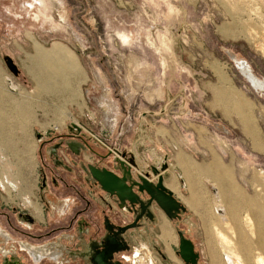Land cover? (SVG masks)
<instances>
[{
    "label": "rangeland",
    "instance_id": "obj_1",
    "mask_svg": "<svg viewBox=\"0 0 264 264\" xmlns=\"http://www.w3.org/2000/svg\"><path fill=\"white\" fill-rule=\"evenodd\" d=\"M58 44L59 51L54 50ZM4 55L18 61L43 58L39 84L46 90L49 79L52 87L59 82V111L67 117L65 128L41 132L34 158H17L16 149L23 147L0 146V166L5 164L0 175L6 167L4 172L31 199L16 209L0 186V264H37L32 253L39 264H93L92 256L110 234L107 221L115 226L133 222L134 209L125 207L122 213L104 203L105 193L93 183L88 166L115 165L116 143L141 124L140 115L118 113L117 103L121 97L132 102L133 89L149 85L186 92L191 107L201 104L195 94L203 92V113L152 115L148 122L178 129L174 133L181 124L193 132L188 124L197 122L204 126L205 144L213 128L220 154L229 158H198L204 171L190 172L198 185H185L184 172L176 171L190 206L174 195L185 208L175 218L155 206L171 229L170 243L165 244L157 222L144 236L129 229L123 235L128 246L114 252L111 261L176 264L163 258L166 249L178 264H187L178 254L183 231L195 245L197 264H236L237 256L245 264H264V90L255 89L236 64L244 60L264 80V0H0V60L8 70ZM222 72L232 80L235 99L230 114H212L206 108L214 101L210 87ZM102 125L107 130L100 132ZM100 141H107L111 152ZM69 143L79 146L77 152ZM148 159L152 164L154 158ZM170 161L162 164L165 170ZM64 200L70 207L60 213ZM195 200L205 201L208 209H192Z\"/></svg>",
    "mask_w": 264,
    "mask_h": 264
},
{
    "label": "crops",
    "instance_id": "obj_2",
    "mask_svg": "<svg viewBox=\"0 0 264 264\" xmlns=\"http://www.w3.org/2000/svg\"><path fill=\"white\" fill-rule=\"evenodd\" d=\"M5 57L6 55H4V58ZM42 60L43 58L30 60L27 58H21L19 61L13 59L20 71L18 75L13 74L7 65L6 67L8 70L5 69L0 60V146L9 147V151L11 150V147H23V150L16 149V151L19 150L20 152V155L19 157L17 156V158H34L36 143L43 137L41 132L65 128L63 126V121H66L67 116L66 114H61L59 111V82L57 81L56 86L52 87V82H50L49 79L46 90L45 87L40 85L41 83L39 84V80L41 79L40 76H42L40 69L43 66ZM253 77L256 76L253 74ZM136 82L143 83V79ZM54 89H56L55 98L53 95ZM233 89L234 86L232 80H230L224 72L221 74L219 73L217 81L211 83L210 92L213 94L214 101L210 103L209 106H206L209 112L212 114H230V102L235 99ZM138 90L139 91L133 89L132 102H130L128 98L121 97V101L117 103L119 105V107L116 106L118 113L120 110L121 114L140 115L141 124L139 129H136L135 131L131 130L130 135L126 131L123 133L121 136L123 137L122 141L119 143L117 142L115 145V152L120 156L125 155L126 160H129L133 164L132 173L134 178L136 177V174H140L141 172L150 173L149 171L151 170L160 171L165 176V185L167 188L171 190L173 194L186 205V207H189L191 202L184 199L186 198L187 191L183 192V188L181 187V177L177 176L176 171L184 172L185 176H183V183L185 185H198L195 181L193 183L191 182L192 177L190 175V172L196 174L197 170H203L198 158H229V155L224 153L220 154L218 135L213 128H209V134L206 137L208 143L205 144L204 126L197 122L188 124L190 125V129L188 130L193 132L188 133L187 130H182L183 128L181 127V124L179 131L174 133L172 130L178 129H170L163 126L158 129V127H155L152 122H148V117L152 115H169L172 113L186 114L187 112L189 114L199 115L203 113L205 109V106H203V92L195 94L196 101H200L201 104L196 105V107H191L188 105V102H186L187 97H184L186 92L185 94L183 92H171V90L162 92L161 88L157 89L153 85ZM177 99H182L184 101H180L179 105H175ZM90 116H92L91 113ZM103 127L104 125H102L100 132L107 130V128L104 130ZM76 128L78 129V127ZM69 130L73 131V126H70ZM95 135L90 134V136ZM100 142V147H102V149H105L106 147V151H108L107 153H109V151L111 152V148L107 141L105 143L102 141ZM3 157L4 156L0 155V160H4ZM6 157L12 158L8 155H6ZM106 157L104 156V158ZM148 158H154L151 161L152 164H150V159ZM170 159L171 161L168 165V169H164V171L161 170L163 168L162 164L165 162L168 164ZM216 161L219 160L216 159ZM2 165L5 166L4 163L1 164V166ZM106 167L114 170L119 175L122 174L121 167L118 163H115L113 167ZM4 169L7 168L4 167ZM4 169H2L3 172L0 177L7 175L6 172H4ZM150 174V180L156 183L158 176L153 175V173ZM172 181L175 182V189L171 188L169 185ZM93 183L97 185L95 182ZM42 184L43 185L40 187L41 189L38 190L41 193V201L45 200L43 193L46 187L45 182ZM97 187L100 188L98 185ZM104 193L105 195L101 197L109 208L117 209L119 207L122 209V213H126L125 207H121L116 197H113L106 192ZM196 193L198 195L201 194L202 196L205 195L204 191H198ZM6 194L10 196L9 201L13 200L14 204L18 206L16 209L22 208V205L25 206L31 201V199L24 196L23 192L20 190L16 191L12 189L11 192L6 191ZM188 194H191L190 190H188ZM31 196L37 200L36 196ZM142 197L146 198L147 196L142 195ZM200 199L201 198L199 197L198 200ZM193 203L194 205L191 206V208L196 211H204L208 209L207 206L204 205L205 201L200 202L195 200ZM69 204L70 202L68 200H64L61 205L58 206V211L60 213L67 212L70 207ZM155 206L158 205L153 204L150 208L154 214V219L144 216L138 227L130 231L132 234L136 231L135 229H139V234L142 233L143 236L151 233L153 229L151 223H159V229L160 227L162 229L163 225L168 226L163 214L159 215ZM158 209H160L162 213H165L160 207ZM165 215L169 217L166 213ZM30 219L32 220V218ZM161 229L160 232L163 231ZM125 238H128L127 234L125 235ZM165 251L167 256L161 253L163 258L165 259L167 257L178 264V261L174 259L169 250L165 249Z\"/></svg>",
    "mask_w": 264,
    "mask_h": 264
},
{
    "label": "water",
    "instance_id": "obj_3",
    "mask_svg": "<svg viewBox=\"0 0 264 264\" xmlns=\"http://www.w3.org/2000/svg\"><path fill=\"white\" fill-rule=\"evenodd\" d=\"M4 60L9 70L13 74L18 75L20 71L13 59L6 56ZM69 146L75 152H77L76 147L79 148L76 143H69ZM122 158L126 160L123 155ZM123 159L115 158V163H118L121 167V175L106 167H99L93 164L88 166L93 181L104 192L116 197L121 207L134 209L136 212L133 222L123 226H115L107 221V229L110 234L106 237L103 249H97L92 256L93 264H121L119 261H111L113 253L128 246L123 235L129 229L138 227L144 216L149 217L148 211H150L153 204H157L170 218L179 217V214L185 209L174 197L173 192L165 186V176L160 171H152L153 175L158 176L156 183L150 180V173L136 174L134 178L132 167ZM165 168L163 166L162 169L164 170ZM142 195L147 196L146 200ZM178 254L185 263L197 264L199 256L196 253L195 245L185 236L183 231H179Z\"/></svg>",
    "mask_w": 264,
    "mask_h": 264
},
{
    "label": "bare ground",
    "instance_id": "obj_4",
    "mask_svg": "<svg viewBox=\"0 0 264 264\" xmlns=\"http://www.w3.org/2000/svg\"><path fill=\"white\" fill-rule=\"evenodd\" d=\"M55 45H57V44H55ZM55 45L53 44V46L55 47ZM59 46H58V48L56 47L54 50H59L60 48V44H58ZM53 47V48H54ZM66 49V48H65ZM67 51V50H66ZM48 52V51H47ZM68 52V51H67ZM47 54V53H46ZM56 54V53H55ZM69 54V53H68ZM232 55V54H231ZM70 56V55H69ZM72 56V55H71ZM234 57V56H233ZM51 59H52V57H50ZM55 58V57H54ZM52 62V61H51ZM44 64V63H43ZM237 65H238V68L240 69V71L242 72V74L245 76V77H247L249 80H250V82L252 83V85L254 86V88L255 89H257V90H260V91H263L264 90V80H260V79H258V78H256V77H253V74L251 73V69H250V67H249V65L243 60V61H241V60H239V61H237V63H236ZM76 65H77V63H76ZM59 66V65H58ZM46 67V66H45ZM57 69H58V67H57ZM79 69V68H78ZM48 72V71H47ZM44 74V73H43ZM74 119H76V118H74ZM74 121V120H73ZM78 124V123H77ZM74 126H78V125H75V124H73ZM3 137V136H2ZM8 146V145H7ZM118 159L119 160H122L123 158H122V156H118ZM124 160V159H123ZM126 163H128L129 164V166L130 167H133V164L131 163V162H128V161H126V160H124ZM161 170H163V169H161ZM164 171V170H163ZM164 184H165V181H164ZM230 184V183H229ZM170 187L171 188H174L175 189V182H171L170 184ZM168 185V186H169ZM166 186V185H165ZM167 187V186H166ZM235 187V186H234ZM233 187V188H234ZM231 188V187H230ZM222 189V188H221ZM224 189V188H223ZM238 189V188H237ZM264 190V189H263ZM222 191H225V190H222ZM234 191H236V188H235V190ZM225 193V192H224ZM232 193H233V191H232ZM235 193V192H234ZM223 194V193H222ZM227 194V193H226ZM235 194H237V193H235ZM226 196V195H225ZM227 196H228V194H227ZM233 196V195H232ZM235 196V195H234ZM233 196V197H234ZM258 196V195H257ZM224 197V196H223ZM256 197V196H255ZM261 197V196H260ZM259 197V198H260ZM226 198V197H225ZM224 198V199H225ZM230 198V197H229ZM236 198V197H235ZM245 198V197H244ZM243 198V199H244ZM246 198H248V197H246ZM252 198H254V197H252ZM251 199V198H250ZM261 199V198H260ZM230 200V199H229ZM235 201L237 200V199H234ZM246 200V199H245ZM248 200H249V198H248ZM248 200L247 201H244V202H248ZM253 200H255V199H253ZM241 201V200H240ZM239 201V202H240ZM227 202V201H226ZM242 202V201H241ZM251 203H252V199H251V201H250ZM254 202V201H253ZM256 202V201H255ZM258 202V201H257ZM256 202V203H257ZM238 203V202H237ZM227 204V203H226ZM225 204V205H226ZM228 204H229V202H228ZM235 204V203H234ZM245 204V203H244ZM248 204V203H247ZM250 204V203H249ZM238 205H240V204H238ZM241 205H242V203H241ZM251 205V204H250ZM252 205H254V204H252ZM256 205V204H255ZM231 205L229 204V207H230ZM249 206V205H248ZM227 207H228V205H227ZM226 207V208H227ZM234 207V206H233ZM239 207V206H238ZM250 207H252V209L254 208V206H250ZM255 207H257V208H259L258 207V205L257 206H255ZM237 208V207H236ZM232 209V208H231ZM255 209V208H254ZM227 210H228V208H227ZM228 211H230V210H228ZM149 212V217L150 218H153L154 219V214L152 213V211L150 210V211H148ZM231 215V214H230ZM203 222V221H202ZM252 222H254V221H252ZM165 223V222H164ZM228 225V224H227ZM217 228V227H216ZM161 230H163V231H161V232H163L162 233V237H163V240L165 241V244L167 243L168 244V242L171 240V239H169L170 238V236H171V229L168 227V226H166V225H163V228L161 229ZM169 231V232H168ZM230 231V230H229ZM231 232V231H230ZM260 233V232H259ZM216 234V233H215ZM218 234V233H217ZM221 234V233H220ZM222 235H223V233H222ZM261 236V235H260ZM172 237V236H171ZM261 238H263V237H261ZM260 238V239H261ZM264 239V238H263ZM262 239V240H263ZM169 240V241H168ZM212 240V239H211ZM226 240V239H225ZM237 240H240L239 239V237H238V239ZM210 241V240H209ZM230 241V240H229ZM172 242V241H171ZM170 243V242H169ZM233 243V242H232ZM237 243V242H236ZM239 243V242H238ZM238 243H237V245H238ZM257 243H259L258 241H257ZM262 243H263V241H262ZM166 244V245H167ZM210 244V243H209ZM228 245H229V242L227 243ZM264 244V243H263ZM239 246V245H238ZM260 246V245H259ZM263 245H261V247H262ZM210 247V246H209ZM241 247V246H240ZM260 247V249H262ZM213 248V247H212ZM211 248V249H212ZM232 248V247H231ZM167 249H169V247L167 248ZM222 250V249H221ZM264 250V249H263ZM211 251V250H210ZM210 251H208V252H210ZM212 251H214V250H212ZM227 251V250H226ZM170 252V251H169ZM168 252V253H169ZM211 254H212V252H210ZM216 253V252H215ZM231 253V252H230ZM232 254H234L233 252H232ZM236 254V253H235ZM234 254V255H235ZM233 255V256H234ZM238 255V254H237ZM211 257H212V255H210ZM216 257H218V255H215ZM231 256V255H230ZM233 256H231V258H233ZM236 256V255H235ZM241 256V255H240ZM262 256V255H261ZM214 257V256H213ZM216 257L215 258H213L214 260H216ZM238 258V259H237ZM237 258H235L234 257V260H236L237 262H236V264H245V263H243V262H241L240 261V259H239V257L237 256ZM212 259V258H211ZM214 260H212V261H214ZM232 261H233V259H232ZM218 262V261H217ZM261 262V261H260ZM220 263V262H219ZM215 264H216V262H215ZM263 264V263H262Z\"/></svg>",
    "mask_w": 264,
    "mask_h": 264
},
{
    "label": "flooded vegetation",
    "instance_id": "obj_5",
    "mask_svg": "<svg viewBox=\"0 0 264 264\" xmlns=\"http://www.w3.org/2000/svg\"><path fill=\"white\" fill-rule=\"evenodd\" d=\"M0 186L5 188L7 191L11 192L12 189L19 191V185L12 179L10 178L8 175H3L2 177H0ZM94 182V181H93ZM99 186V185H98ZM11 189V190H10ZM33 254V261L37 264H39L40 260L38 258V256ZM141 262V260H139ZM4 264H9L8 262L4 263Z\"/></svg>",
    "mask_w": 264,
    "mask_h": 264
},
{
    "label": "built area",
    "instance_id": "obj_6",
    "mask_svg": "<svg viewBox=\"0 0 264 264\" xmlns=\"http://www.w3.org/2000/svg\"><path fill=\"white\" fill-rule=\"evenodd\" d=\"M137 257H138V256H137ZM137 257H136V258H137ZM126 259H128V258H126ZM143 259H144V257H143ZM137 264H140V263H138V261H137Z\"/></svg>",
    "mask_w": 264,
    "mask_h": 264
}]
</instances>
